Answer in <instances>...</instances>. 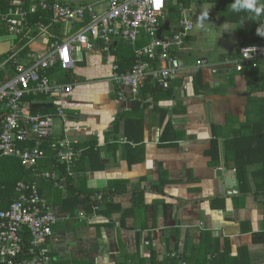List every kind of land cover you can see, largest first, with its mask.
Wrapping results in <instances>:
<instances>
[{
  "label": "crops",
  "instance_id": "crops-1",
  "mask_svg": "<svg viewBox=\"0 0 264 264\" xmlns=\"http://www.w3.org/2000/svg\"><path fill=\"white\" fill-rule=\"evenodd\" d=\"M217 7L205 0L191 4L194 29L178 54L183 70L168 95L157 93V109L148 97L143 102L150 103L148 109L133 114V104L140 102L141 96L134 99L127 89L115 86L110 81V67L100 55L87 54L84 63L65 72L73 85L63 102L65 112L71 125L85 129L70 134L74 148L86 152L87 147L95 145L99 154L76 165L75 182L84 181L88 189L106 194L112 183L127 182V191L114 196L112 202L131 212L122 225L118 213L110 218L93 214L86 220L77 219L74 225L60 221L49 242L57 264H118L123 256L135 254L146 260L150 250L155 252L156 261L162 262L168 254L165 241L172 244L178 237L181 245L187 235L188 241L197 245L204 230L218 236L221 244L228 239L231 256L247 247L251 263L264 264V243L255 240L263 228L260 202L253 196L236 201L237 187L229 190L223 183L224 176L232 171L221 159L222 176L218 178V169L209 166L210 158L206 156L213 138L212 126H226L228 117L243 122L247 98H264V93L251 95L240 74L229 80L223 74H212L209 66H195L197 59L216 64L222 56L234 53L242 42L236 25L228 23L225 12ZM165 22L163 34L168 35L177 25L167 19ZM41 41L47 42L45 38ZM114 46H118L117 53H124L121 42ZM196 74L201 77L197 83ZM81 77L85 81H78ZM160 110L167 112L164 119ZM129 114L134 121L143 119V132L142 128L141 132H132L136 138L142 134L141 141L131 145L133 154H127L129 145L121 141L125 138L122 117ZM168 123L179 138L161 144L160 136ZM59 133L60 127L56 126L55 134ZM100 164L103 169H98ZM163 177L166 185L158 192L155 186ZM140 180L142 206L133 201V188ZM54 208L59 212L58 207Z\"/></svg>",
  "mask_w": 264,
  "mask_h": 264
},
{
  "label": "built area",
  "instance_id": "built-area-1",
  "mask_svg": "<svg viewBox=\"0 0 264 264\" xmlns=\"http://www.w3.org/2000/svg\"><path fill=\"white\" fill-rule=\"evenodd\" d=\"M171 1L176 0H94L86 5L71 6L38 0L37 5L29 8L14 4L0 14L6 35L13 38L0 41L10 43L9 51L0 56V111H3L0 158L18 159L24 169L34 170L44 157L42 146L46 145L61 164L73 165L81 152L74 148L70 134L85 129L70 124L63 106L73 85L51 79L48 72L55 69L70 72L84 63L87 54L100 55L110 67V81L127 89L134 99L140 95L147 79L164 90L169 89L183 70L178 54L185 49V41L194 29L190 9L183 8L176 29L170 35H163ZM38 9L51 13L50 23L38 22L33 29L30 19ZM70 25L82 27L69 34ZM52 26L61 28V37L48 43ZM35 31L37 34L33 36ZM20 37L25 40L22 45L16 42ZM43 37L47 42L41 41ZM142 38L146 43L138 46ZM121 41L130 46L133 53L132 66L123 72L113 54L114 43ZM26 49L28 52L24 54ZM241 56L237 62L225 59L223 65L225 68L234 65L240 71L244 62L264 60V45L243 48ZM195 66L209 64L197 59ZM216 72V68L211 70L214 75ZM39 97L46 98L42 102L50 104L54 112L34 113L33 104L41 102L29 99ZM56 120L61 123L58 135L55 134ZM121 141L127 143L125 138ZM34 174L53 181L57 179L54 173ZM55 186L63 187L61 183ZM15 190L19 193L18 200L6 209L0 202V264H53L49 242L53 240V229L59 218L40 199L35 185L19 182ZM95 197L97 201L102 200L101 195ZM26 236L30 238L28 244ZM148 244L145 242V246ZM175 256L170 254V257Z\"/></svg>",
  "mask_w": 264,
  "mask_h": 264
},
{
  "label": "trees",
  "instance_id": "trees-1",
  "mask_svg": "<svg viewBox=\"0 0 264 264\" xmlns=\"http://www.w3.org/2000/svg\"><path fill=\"white\" fill-rule=\"evenodd\" d=\"M37 1L38 0H0V14L6 13L14 4L29 8L37 5ZM196 1L199 0L174 1V5H169L166 19L170 23H174L176 26L181 19V9H189L191 4ZM205 1L216 3L218 6L217 8L224 11L227 15L225 16V20H227L228 23L236 25L238 31L237 34L242 38L241 44L234 53L226 57L222 56V58L216 61V64L209 65L210 71L216 68L217 72L215 75L223 74L229 80H231L235 74H240L244 77L251 95L264 93V66L262 63L264 60L259 62H244L242 63V69L240 71H237L234 65H230L226 68L225 65H223L225 59L232 62L240 61L242 58L241 50L243 48L264 45L262 44L264 43V0H242L243 7L241 9L226 8L227 3L225 2L227 0ZM54 2L57 1L48 0L49 4ZM58 2L77 6L65 1ZM89 3L79 5H86ZM50 16L51 13L49 11H41L38 9L37 13L31 16L30 24L33 26V29L38 22L48 25L50 23ZM244 25H247V28H244ZM165 26L166 25L163 27L164 29ZM77 27L80 28L82 26L79 25ZM60 31V27L52 26L49 28L48 43H52L60 38ZM36 34V31L33 32V36ZM5 35L6 32L0 23V41L3 38H6L4 37ZM16 42H19L22 45L25 40L23 37H20ZM121 43L123 45L122 48L124 49V53H117L118 46L113 45V54L118 62L120 71L123 72L130 69L132 66L133 53L130 46L124 44L122 41ZM145 43L146 39L142 38L138 46ZM27 52L28 49L25 50L24 54ZM58 72L59 70L55 69L48 72V75L51 79H54ZM194 80L196 83L200 82L201 77L196 74ZM69 81L71 80L66 76V79L62 83H70ZM172 83L170 88L172 87ZM196 83L194 84L195 89H197ZM169 89L164 90L154 84L152 80L147 79L144 87L140 91L141 101L133 104L132 113L135 114L137 111L138 114H140L147 110L150 103L143 104V102L148 97H152L155 107L154 109H157L155 105L159 99L157 93L159 91H164L165 94L168 95L170 93ZM29 100L42 102L45 101L46 98L39 97ZM43 104L47 105L46 103ZM32 110L34 113L42 114L54 112L52 107ZM160 112L164 119L167 112L165 110H160ZM2 114L3 111H0V116ZM131 114L122 117L124 123V136L127 140V145H129L128 148L130 149L127 154H133V146L131 145L139 143L142 135L140 133L138 138L132 135L134 130L141 132L143 119L139 118L137 121H134L133 119H130ZM212 133L213 138L211 139L210 149L206 152V156L210 158L209 166L221 170V168H219L221 165V159H224L226 169L228 171H234L232 173L235 174L237 179V196H235V200L243 201L245 197L253 196L260 202L263 211V228L261 234L255 235V240L264 243V98L249 96L245 108V120L239 123L235 118L228 117L226 126H212ZM178 138L177 132L172 130V126L169 123L166 124L164 131L160 136L161 144L177 141ZM219 139L222 140V144ZM28 145L31 147L33 146V143L30 142ZM42 147L45 151L44 157L34 170L24 169L20 165L18 159L12 157L0 158V202H2L3 209L8 208L11 203L18 200L19 193L16 192L15 187L17 183L23 182L27 185H35L40 199H42L48 207L53 205L52 209L54 214L59 218L57 224L62 220H68L67 223L74 225L72 222H75L77 219L86 220L88 216L93 214L110 218L111 215L115 213L120 214V224H123L126 214H129L131 211H123L119 205L112 202V198L127 191V182L116 181L112 183L107 194L104 193L103 190L88 189L84 181L75 182L76 171H78L76 165H81L84 160L89 161L91 155L99 156L95 145L87 147L86 152H84L85 150L81 152L80 156L75 160L72 166L61 164L55 153H53L46 145H43ZM134 162H138L137 158L134 159ZM103 168L102 164L98 167V169ZM89 169L93 170L91 164ZM36 172L54 173L57 176V179L53 181L51 179L37 177L34 174ZM142 181L143 180H140L133 188V201L136 205L140 206H142L143 203V191H140L139 189L140 182ZM166 181L167 180H165L164 177L159 179L157 186H155L158 192H160L164 185H166ZM55 183H61L63 187L59 188L55 186ZM95 195H101L102 200L97 201ZM166 206L167 205H165V207ZM54 207H58L59 212L55 211ZM71 225L70 228H72ZM25 239V242L28 244L30 238L26 236ZM165 245L168 254L162 262H157L155 252L150 250L149 257L146 260L139 258L138 254H135L132 256H123L122 262L118 264H252L247 247L239 248L236 256H231L229 240L223 239V243L221 244V239L218 236H213L210 230L202 231L200 241L197 245L191 244L188 241L187 235L181 245H179L178 237L172 244L165 241ZM171 253H174L176 256L170 257ZM50 255L53 258V264H57L54 260L52 251H50Z\"/></svg>",
  "mask_w": 264,
  "mask_h": 264
},
{
  "label": "rangeland",
  "instance_id": "rangeland-1",
  "mask_svg": "<svg viewBox=\"0 0 264 264\" xmlns=\"http://www.w3.org/2000/svg\"><path fill=\"white\" fill-rule=\"evenodd\" d=\"M56 1H65L67 3L75 4V5H79V4H84V3H89L90 2V0H56ZM225 3H227L226 4V8L228 7V8H232V9H239V8L241 9L243 7L242 0H227ZM171 5H174L173 1H171ZM76 28H77L76 26L70 25L69 26V34H72L73 32H75L77 30ZM63 29H65V26L62 27V30ZM236 31H237V29H236ZM4 37H7L8 40H13V38L11 36L5 35ZM3 39H5V38H3ZM40 40H41V38L38 41H40ZM54 79L56 81H58V82H63L66 79L65 72L64 71H59L56 74V76L54 77ZM82 80L85 81V79L83 77L78 78V81H82ZM55 124H56V126H58V128L61 127L60 121L56 120Z\"/></svg>",
  "mask_w": 264,
  "mask_h": 264
},
{
  "label": "water",
  "instance_id": "water-1",
  "mask_svg": "<svg viewBox=\"0 0 264 264\" xmlns=\"http://www.w3.org/2000/svg\"><path fill=\"white\" fill-rule=\"evenodd\" d=\"M244 28H247V25H244ZM264 44V43H262ZM10 49V43L8 41L5 42H0V56L3 54H6ZM52 106L50 104L44 105L41 103H37L33 105V109H38V108H51ZM216 176L219 178L222 176V171L221 170H216ZM223 183L224 185L229 189L232 190L237 187V179L234 173L229 172L226 174L223 178Z\"/></svg>",
  "mask_w": 264,
  "mask_h": 264
},
{
  "label": "clouds",
  "instance_id": "clouds-1",
  "mask_svg": "<svg viewBox=\"0 0 264 264\" xmlns=\"http://www.w3.org/2000/svg\"><path fill=\"white\" fill-rule=\"evenodd\" d=\"M232 172H234V171H232Z\"/></svg>",
  "mask_w": 264,
  "mask_h": 264
}]
</instances>
